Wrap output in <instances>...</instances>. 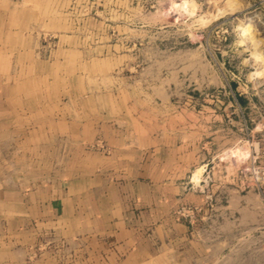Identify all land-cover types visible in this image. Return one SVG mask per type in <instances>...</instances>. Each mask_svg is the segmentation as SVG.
Listing matches in <instances>:
<instances>
[{"label": "rangeland", "instance_id": "rangeland-1", "mask_svg": "<svg viewBox=\"0 0 264 264\" xmlns=\"http://www.w3.org/2000/svg\"><path fill=\"white\" fill-rule=\"evenodd\" d=\"M19 5L34 12L30 37L44 76L33 84L51 107H64L65 137L73 136L75 120L89 121L95 108L100 114L116 100L141 107V122L172 124L193 146L194 164L182 182L203 200L173 211L188 221L180 207L197 208L188 221L193 242L141 264H264V0ZM50 118L57 122L56 114ZM26 123L22 114L13 130L0 131V264H121L104 227L83 219L85 230L74 232L46 221L41 209L23 207L32 199L28 185H39L47 179L43 169L52 173L59 165L51 160L58 152L52 137L40 146ZM89 134L82 126L81 136ZM71 149L65 147L64 165L75 164ZM43 150L50 162L42 160ZM149 230L141 227V241Z\"/></svg>", "mask_w": 264, "mask_h": 264}, {"label": "crops", "instance_id": "crops-1", "mask_svg": "<svg viewBox=\"0 0 264 264\" xmlns=\"http://www.w3.org/2000/svg\"><path fill=\"white\" fill-rule=\"evenodd\" d=\"M30 1L0 0V131L13 130L25 114L27 135L37 136L42 147L50 145L51 136L58 146L51 160L59 165L52 173L43 169L42 178L47 179L41 180V187L28 185L32 199L23 207L41 209L46 221H62L74 232L85 230L83 219L91 227H104L112 249L121 250V264L155 260L177 252L180 244L192 243V224L173 212L180 203L203 200L182 182L196 157L190 140L179 139L170 123L141 122V107L116 100L100 114L95 108L89 121H73V136L65 137L64 107H51L49 95L33 84L44 75L30 37L34 12L29 5H19ZM51 114L57 115V122ZM82 126L90 131L87 139L81 136ZM67 145L72 147L73 166L63 164L70 160L64 156ZM45 154L43 150L42 160L50 162V153ZM141 227L150 229L144 241Z\"/></svg>", "mask_w": 264, "mask_h": 264}, {"label": "built area", "instance_id": "built-area-1", "mask_svg": "<svg viewBox=\"0 0 264 264\" xmlns=\"http://www.w3.org/2000/svg\"><path fill=\"white\" fill-rule=\"evenodd\" d=\"M196 209L194 206H182L178 212L182 217L188 219V221H192L195 218Z\"/></svg>", "mask_w": 264, "mask_h": 264}, {"label": "bare ground", "instance_id": "bare-ground-1", "mask_svg": "<svg viewBox=\"0 0 264 264\" xmlns=\"http://www.w3.org/2000/svg\"><path fill=\"white\" fill-rule=\"evenodd\" d=\"M248 27H249V26H248ZM242 29H243V28H242ZM246 30H247V29H246ZM246 30H245V31H246ZM241 31H242V30H241ZM245 31H244V32H245ZM244 32H243V33H244ZM198 170H199V169H198ZM199 173H200V171H197V170H196V172L193 174V177H192V178H193V180H195L196 182L198 181V179H199V177H200Z\"/></svg>", "mask_w": 264, "mask_h": 264}]
</instances>
